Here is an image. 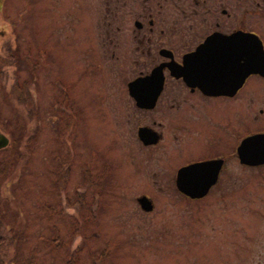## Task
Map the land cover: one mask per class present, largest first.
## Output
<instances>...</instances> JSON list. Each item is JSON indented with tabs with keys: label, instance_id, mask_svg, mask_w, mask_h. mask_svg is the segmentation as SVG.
I'll list each match as a JSON object with an SVG mask.
<instances>
[{
	"label": "rangeland",
	"instance_id": "rangeland-1",
	"mask_svg": "<svg viewBox=\"0 0 264 264\" xmlns=\"http://www.w3.org/2000/svg\"><path fill=\"white\" fill-rule=\"evenodd\" d=\"M77 8L14 0L16 15L0 20V54L16 58L0 64L9 141L0 151V264H236L252 231L238 209L156 192L169 180L152 176L160 162L116 137L112 90L130 71L94 57L101 50L90 47L83 17L77 25ZM144 195L148 213L136 202Z\"/></svg>",
	"mask_w": 264,
	"mask_h": 264
},
{
	"label": "flooded vegetation",
	"instance_id": "flooded-vegetation-1",
	"mask_svg": "<svg viewBox=\"0 0 264 264\" xmlns=\"http://www.w3.org/2000/svg\"><path fill=\"white\" fill-rule=\"evenodd\" d=\"M62 5L78 7L77 25L83 17L90 47L101 50L96 59L128 65L112 90L110 123L116 137L122 131L160 162L152 176L169 180L152 188L216 209L236 207L252 225L236 264H264V0ZM13 6L0 0V20ZM4 33L0 25V38ZM5 59L16 60L0 54V64ZM181 174H190L194 187L207 185L205 195L182 194Z\"/></svg>",
	"mask_w": 264,
	"mask_h": 264
},
{
	"label": "water",
	"instance_id": "water-1",
	"mask_svg": "<svg viewBox=\"0 0 264 264\" xmlns=\"http://www.w3.org/2000/svg\"><path fill=\"white\" fill-rule=\"evenodd\" d=\"M143 132H139V136L144 138ZM9 141L8 139L0 132V150L7 147ZM190 174H181L177 177V184L181 188V193L190 198H199L205 195L207 185L197 184L194 187V184L190 182ZM138 206L144 212H149L152 209L150 200L145 196H140L136 199Z\"/></svg>",
	"mask_w": 264,
	"mask_h": 264
}]
</instances>
